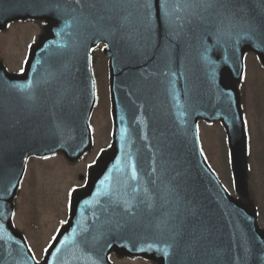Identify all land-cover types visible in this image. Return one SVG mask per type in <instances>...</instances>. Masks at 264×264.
<instances>
[{"label":"water","instance_id":"95a60500","mask_svg":"<svg viewBox=\"0 0 264 264\" xmlns=\"http://www.w3.org/2000/svg\"><path fill=\"white\" fill-rule=\"evenodd\" d=\"M149 2L146 17L137 0H0V29L15 20L46 22L27 64L52 75L49 80L34 69L26 78L0 75V264H112L111 251L158 264H227L234 251L233 264H253L245 253L247 242L262 251L255 261L264 264V243H256L264 242V233L254 211L227 195L204 163L197 133L199 118L221 121L235 181L246 188V133L237 84L247 51L264 65V42L255 37L237 42L235 33L244 25H229L224 10L180 29L175 16L187 21L188 12L177 8L167 16L164 6L172 0ZM225 3L264 28V0ZM221 22L232 38L225 35L217 45L214 32ZM98 39L110 44L112 144L90 166L86 185L73 190L66 223L36 263L12 228V199L29 156L62 152L75 161L90 149L96 100L85 45ZM76 42L78 51L71 53ZM130 43L137 45L136 52ZM70 64L88 76V87L86 80H80L84 87L50 85L56 77L51 69ZM184 73L193 87L187 91ZM182 101H187L186 115ZM200 197L203 214L197 211ZM201 223L217 238L211 247L199 245Z\"/></svg>","mask_w":264,"mask_h":264},{"label":"rangeland","instance_id":"374dc122","mask_svg":"<svg viewBox=\"0 0 264 264\" xmlns=\"http://www.w3.org/2000/svg\"><path fill=\"white\" fill-rule=\"evenodd\" d=\"M39 26V29H38ZM41 24L17 23L11 24L4 32H0V58L10 70L21 67L22 59L26 57L28 45L40 33ZM95 73L97 74L99 105L95 109L92 124L94 126L93 150L83 161L75 167H68L61 154L39 159L31 158L27 163V173L22 182L21 204L17 213V225L26 229L32 238L33 251L36 256H41L51 236L57 227L66 219L65 206L67 196L74 185H79L77 179L79 172L85 173L88 161L93 159L104 144L110 142V118L108 103V83L106 62L97 53L95 56ZM245 91L244 101L250 106V114L262 115L261 108L264 102V71L257 64L252 53L247 54L245 60ZM258 106V107H255ZM253 109V110H252ZM251 117V116H250ZM212 131L211 128H209ZM256 133V132H254ZM260 133V131H259ZM256 135H258L256 133ZM256 143V142H254ZM256 153L264 151V137L258 135ZM208 154H213V149H207ZM218 152L224 155L226 151L221 148ZM255 160L259 155L254 156ZM226 160V157H225ZM22 223V224H21ZM115 264H155L144 259L133 257H111Z\"/></svg>","mask_w":264,"mask_h":264},{"label":"flooded vegetation","instance_id":"af4514ba","mask_svg":"<svg viewBox=\"0 0 264 264\" xmlns=\"http://www.w3.org/2000/svg\"><path fill=\"white\" fill-rule=\"evenodd\" d=\"M41 26H42V30L45 31L46 23L42 22ZM99 49L102 50V46H98L94 50H99ZM25 58L22 59L23 61L20 64L21 67H19L16 70H10L8 69L6 65L5 66L11 72L23 73L21 72V69H23L24 71ZM256 61H257L259 68L264 71V65L260 64L257 58H256ZM33 69L35 71H38V68H33ZM33 69L29 73H26V74L23 73L21 77L25 75H26L25 78L27 76H32L34 74ZM244 82H245V73H244L243 80L241 84L239 85V90H240L242 111H243L244 120H245V129H246V134H247L248 166H247V176H246V188L242 189V187L240 185H236L234 181L231 160L229 156V146L227 143V136L225 134V130L223 129V126L221 125V123L219 121L207 122V121L199 120L198 121V131H199L198 133H199L200 146L203 151L204 158L206 162L208 163L209 167L212 169V171L215 173V175L220 180L222 185L225 187V189L227 190L231 198L238 201V203L246 206L247 208L256 211L258 227L264 233V151L263 153L255 152V147L257 149L256 143H258V135L264 137V111L262 115H256V111L250 114L251 108L249 105L247 107V103L246 101H244V95H245L244 94L245 91L243 89L245 87ZM255 107H258V106H255ZM261 108L262 110H264V102H262ZM183 115H185V101H183ZM209 128H211L212 131H210ZM254 132H256L258 135H256V133ZM109 145H110L109 142L107 144H104L103 145L104 147L101 148L100 151L103 150L104 148H107ZM221 148L226 151L224 155L218 152V149L221 150ZM207 149H213V154H208ZM99 152L96 155H94L92 160L88 161L87 166L89 165V163L95 161ZM255 155H259V158L254 161ZM87 156H85L81 161H83ZM225 157H226V160H225ZM79 163L80 161L74 162V163L65 161V164L68 167H75ZM76 175H77V179L79 178L81 182L79 185H74V186L83 185L85 183V177L83 176V174L79 172ZM21 193H22V182L17 192V196L14 200V215L16 214V216H17L18 211L20 210L19 206L21 204ZM207 194L212 195V193H207ZM201 195H204V194L200 193V196ZM204 203H205L204 200L200 197L199 207L197 206V211L200 214H203L205 212L202 208L204 206ZM205 225H206L205 223H201L199 225V230L201 231V233H203L202 236L200 237L201 241L199 242V245L204 244V245H207L208 247H211L216 242L217 238L210 235L211 233H208V231L205 232V230H207V228L204 230ZM15 226L17 230L21 232L27 239L25 232H24L25 229L17 225ZM208 229L210 228L208 227ZM236 234H237V237L239 238L240 234L239 233H236ZM231 238L234 239L235 236L231 235ZM29 242L31 244H35V242L33 243L32 239H29ZM256 243L260 246L264 242L256 241ZM247 245L250 247L245 252L247 254V260L249 261L250 258H252L253 264H258L257 261H255V259L257 258L256 255L262 254V251L258 248H257V251L252 250L250 246V242H247ZM249 253H252V255H250ZM235 256H236V253L234 251H230L227 257V264H233V262L235 261ZM263 256H264V252H263Z\"/></svg>","mask_w":264,"mask_h":264},{"label":"snow or ice","instance_id":"6c2138e0","mask_svg":"<svg viewBox=\"0 0 264 264\" xmlns=\"http://www.w3.org/2000/svg\"><path fill=\"white\" fill-rule=\"evenodd\" d=\"M75 2L79 4L81 0H75ZM136 6L143 9L146 17L150 15L151 4L149 0H137ZM164 7L165 15L167 16H172L176 12L177 8L189 13L190 19L187 21L183 20L180 16H175V19L180 21L176 27L180 29L183 28L185 22L190 23L192 19L196 18L202 19L204 14L211 13L213 10H224L226 12L225 20L229 25L232 27H236L239 24L244 25V30L235 33L237 42L243 39L251 40L253 37L257 38L261 42H264V28L254 26L236 12L228 10L225 0H172L171 3H166ZM124 19L126 20L127 18L125 17ZM121 26H123V24ZM225 35H227L228 39L232 38L231 32L227 34L225 33L224 22H221L217 25L214 32L217 45H219L220 40L223 39ZM105 47H108V45H105ZM207 51L208 48L206 47L205 52ZM21 72H23V69H21ZM14 87L23 88V86ZM28 87H31L30 83ZM133 178H135V176H133ZM69 195H71V193H69ZM0 215L3 214L0 213Z\"/></svg>","mask_w":264,"mask_h":264}]
</instances>
